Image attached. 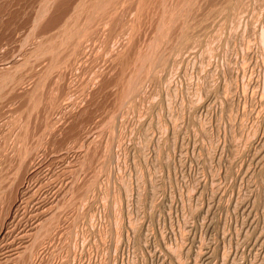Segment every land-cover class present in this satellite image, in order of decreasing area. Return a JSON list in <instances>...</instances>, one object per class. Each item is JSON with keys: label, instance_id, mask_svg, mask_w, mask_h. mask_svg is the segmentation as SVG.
I'll return each mask as SVG.
<instances>
[{"label": "rangeland", "instance_id": "obj_1", "mask_svg": "<svg viewBox=\"0 0 264 264\" xmlns=\"http://www.w3.org/2000/svg\"><path fill=\"white\" fill-rule=\"evenodd\" d=\"M230 1L0 0V264H264V0Z\"/></svg>", "mask_w": 264, "mask_h": 264}, {"label": "bare ground", "instance_id": "obj_2", "mask_svg": "<svg viewBox=\"0 0 264 264\" xmlns=\"http://www.w3.org/2000/svg\"><path fill=\"white\" fill-rule=\"evenodd\" d=\"M100 1V0H99ZM178 1V0H177ZM209 1V0H208ZM232 1V0H231ZM230 1V3H226V4H231L232 2ZM169 2V1H168ZM228 2H229V0H228ZM57 3V2H56ZM94 3H95V1H94ZM118 3V2H117ZM172 3V2H171ZM203 3V2H202ZM209 3V2H208ZM207 3V4H208ZM135 4V3H134ZM169 4V3H168ZM209 5V4H208ZM207 5V6H208ZM232 5V4H231ZM236 5H237V3H236ZM239 5H240V3H239ZM82 6V5H81ZM120 6V5H119ZM159 6V5H158ZM199 6H200V4H199ZM242 6V5H241ZM240 6V7H241ZM112 7V6H111ZM238 7V6H237ZM93 8H95V7H93ZM122 8V7H121ZM168 8V7H167ZM231 8H233L232 6H231ZM235 9H237V8H235ZM235 9H232V10H234V11H236ZM244 9V8H243ZM78 10V9H77ZM90 10H92V9H90ZM103 10V9H102ZM140 10V9H139ZM221 10V9H220ZM230 11H231V9H229ZM238 10V9H237ZM150 11V10H149ZM208 11V10H207ZM79 12V11H78ZM189 12V11H188ZM225 12V11H224ZM233 11H231V12H229V13H232ZM239 12V11H238ZM238 12H234V13H238ZM115 13V12H114ZM119 13V12H118ZM187 13V12H186ZM215 13V12H214ZM41 14V13H40ZM185 14V13H184ZM209 14V13H208ZM225 14V13H224ZM101 15V14H100ZM226 15V14H225ZM92 16V15H91ZM213 16V15H212ZM191 17H192V15H191ZM77 18V17H76ZM82 18H83V16H82ZM92 18V17H91ZM167 18V17H166ZM212 18V17H211ZM210 18V19H211ZM112 19V18H111ZM116 19V18H115ZM131 19V18H130ZM172 19H173V17H172ZM191 19V18H190ZM220 19V18H219ZM232 19V18H231ZM71 21V20H70ZM86 21V20H85ZM120 21V20H119ZM171 21V20H170ZM203 21V20H202ZM112 22V21H111ZM206 22H208L207 20H206ZM210 22V21H209ZM223 22V21H222ZM225 22V21H224ZM236 22V21H235ZM73 24V23H72ZM92 24V23H91ZM98 24V23H97ZM123 24V23H122ZM180 24V23H179ZM178 24V25H179ZM161 25V24H160ZM187 25V24H186ZM185 25V26H186ZM193 25V24H192ZM208 25V24H207ZM110 26V25H109ZM227 26V25H226ZM123 27V26H122ZM177 27V26H176ZM88 28H89V26H88ZM120 28V27H119ZM133 28V27H132ZM174 28V27H173ZM58 29V28H57ZM90 29V28H89ZM101 29V28H100ZM118 29V28H117ZM151 29V28H150ZM163 29V28H162ZM178 29V28H177ZM86 30V29H85ZM84 30V31H85ZM188 30V29H187ZM194 30V29H193ZM50 31H52V30H50ZM63 31V30H62ZM115 31V30H114ZM123 31V30H122ZM163 31V30H162ZM207 31V30H206ZM220 31V30H219ZM218 31V32H219ZM166 32V31H165ZM164 32V33H165ZM186 32V31H185ZM198 32H199V30H198ZM201 32V31H200ZM61 33V32H60ZM130 33V32H129ZM140 33V32H139ZM171 34V33H170ZM152 35V34H151ZM202 35V34H201ZM220 35V34H219ZM61 36V35H60ZM133 36V35H132ZM168 36V35H167ZM182 36H184V35H182ZM53 37V36H52ZM56 37V36H55ZM188 37H189V35H186V36H184V40L183 41H181V43H180V45L179 46H183L184 44H186L185 42H188L187 40H188ZM191 37V36H190ZM99 38V37H98ZM114 38V37H113ZM62 39V38H61ZM93 39V38H92ZM157 39V38H156ZM169 39V38H168ZM183 39V38H182ZM159 40V39H158ZM201 40V39H200ZM64 41V40H63ZM165 41V40H164ZM74 42V41H73ZM160 42V41H159ZM215 42V41H214ZM46 43V42H45ZM50 43V42H49ZM64 43V42H63ZM127 45V44H126ZM165 45V44H164ZM211 45V44H210ZM185 46V45H184ZM183 46V47H184ZM187 46V45H186ZM191 46V45H190ZM46 47V46H45ZM188 47V46H187ZM154 48H155V46H154ZM179 48H181V47H179ZM185 48V47H184ZM195 48V47H194ZM38 49V48H37ZM68 49V48H67ZM125 49V48H124ZM149 49V48H148ZM219 49V48H218ZM48 50V49H47ZM130 50V49H129ZM184 50V49H183ZM188 50V49H187ZM41 51V50H40ZM57 51V50H56ZM101 52V51H100ZM111 52V51H110ZM205 52H208V51H205ZM37 53V52H36ZM102 53V52H101ZM189 53V52H188ZM218 53V52H217ZM122 54V53H121ZM141 55V54H140ZM159 55V54H158ZM166 55V54H165ZM110 56V55H109ZM157 56V55H156ZM164 56V55H163ZM49 58V57H48ZM141 58V57H140ZM76 59V58H75ZM138 59V58H137ZM28 60V59H27ZM148 60V59H147ZM26 61V60H25ZM156 61V60H155ZM56 62V61H55ZM154 62V61H153ZM157 62V61H156ZM54 63V62H53ZM113 63V62H112ZM130 63H132V62H130ZM89 64V63H88ZM95 64V63H94ZM115 64V63H114ZM160 64V63H159ZM173 65V64H172ZM162 66V65H161ZM46 67V66H45ZM48 67V66H47ZM156 67V66H155ZM125 68V67H124ZM144 68V67H143ZM47 69V68H46ZM72 69V68H71ZM159 69V68H158ZM2 70V69H1ZM49 70V69H48ZM156 70V69H155ZM154 70V71H155ZM170 70V69H169ZM211 70V69H210ZM151 72V71H150ZM139 73V72H138ZM159 73V72H158ZM168 73H170V72H168ZM32 74V73H31ZM98 74V73H97ZM128 74V73H127ZM140 74V73H139ZM151 74V73H150ZM149 74V75H150ZM156 74V73H155ZM18 75V74H17ZM54 75V74H53ZM87 75V74H86ZM105 75V74H104ZM148 74H147V76H149ZM152 75V74H151ZM150 75V76H151ZM169 75V74H168ZM63 76V75H62ZM66 76V75H65ZM134 76V75H133ZM144 76V75H143ZM157 76V75H156ZM135 77V76H134ZM140 77V76H139ZM111 78V77H110ZM14 79V78H13ZM135 79V78H134ZM137 79V78H136ZM167 79V78H166ZM93 80V79H92ZM99 80V79H98ZM133 80V79H132ZM132 80H130V81H132ZM149 80V79H148ZM129 81V82H130ZM137 81V80H136ZM34 82V81H33ZM144 82V81H143ZM126 83V82H125ZM134 83V87H132L133 86V84H130V87H132V88H134V89H138V87L137 86H135L136 84H135V82H133ZM6 84V77H3L2 79H1V81H0V89L2 88V87H4V85ZM29 84V83H28ZM126 85H127V83H126ZM132 85V86H131ZM84 86V85H83ZM142 86V85H141ZM212 86V85H211ZM53 87V86H52ZM128 87H129V85H128ZM136 87V88H135ZM43 88V87H42ZM130 88H128L127 90H129ZM2 90V89H1ZM15 90V89H14ZM17 90V89H16ZM124 90V89H123ZM126 90V91H127ZM139 90V89H138ZM53 91V90H52ZM109 91V90H108ZM130 91H133L132 89L130 90ZM135 91V90H134ZM10 92V91H9ZM38 92V91H37ZM1 93V92H0ZM127 93V92H126ZM130 93H133V92H130ZM135 93V92H134ZM9 94V93H8ZM26 94V93H25ZM123 94V93H122ZM124 94H125V91H124ZM129 94V93H128ZM114 95V94H113ZM123 96H126V95H123ZM123 96H122V98H123ZM128 96V95H127ZM126 96V97H127ZM136 96V95H135ZM131 97H133V96H131ZM121 98V97H120ZM126 100V99H125ZM117 102V101H116ZM135 102V101H134ZM36 103V102H35ZM34 103V104H35ZM37 104V103H36ZM35 104V105H36ZM75 104V103H74ZM117 104V103H116ZM123 106V105H122ZM128 106V105H127ZM23 107V106H22ZM31 107V106H30ZM34 107V106H33ZM129 107V106H128ZM133 107V106H132ZM199 107V106H198ZM56 110V109H55ZM196 111V110H195ZM32 113V112H31ZM168 114V113H167ZM22 116V115H21ZM64 117V116H63ZM74 117V116H73ZM49 118H52V117H49ZM27 119V118H26ZM54 119V118H53ZM57 119V118H56ZM59 121V120H58ZM78 121V120H77ZM120 122V121H119ZM158 123V122H157ZM85 125V124H84ZM50 127V126H49ZM53 127V126H52ZM107 127V126H106ZM55 128V127H54ZM26 130H27V128H26ZM59 131V130H58ZM45 135V134H44ZM50 135V134H49ZM15 141V140H14ZM45 142V141H44ZM5 144V143H4ZM18 145V144H17ZM175 149V148H174ZM110 150V149H109ZM17 151V150H16ZM24 151V150H23ZM32 151V150H31ZM21 152V151H20ZM26 153V152H25ZM112 153V152H111ZM34 154V153H33ZM141 157V156H140ZM4 158V157H3ZM144 158V157H143ZM139 159V158H138ZM24 160V159H23ZM25 162V161H24ZM31 162V161H30ZM157 162V161H156ZM103 165V164H102ZM11 170V169H10ZM28 171V170H27ZM14 174V173H13ZM18 174V173H17ZM100 174V173H99ZM11 176V175H10ZM1 177V176H0ZM6 177V176H5ZM4 178V177H3ZM95 178V177H94ZM9 179V178H8ZM6 180V179H5ZM9 181V180H8ZM2 182V181H1ZM88 183V182H87ZM5 188V187H4ZM92 188V187H91ZM77 193V192H76ZM82 196V195H81ZM76 197V196H75ZM70 204V203H69ZM80 205V204H79ZM73 207H74V205H73ZM154 211V210H153ZM65 212V211H64ZM60 216V215H59ZM57 220V219H56ZM50 221V220H49ZM58 224V223H57ZM133 224V223H132ZM46 225H44V227H45ZM47 227H48V225H47ZM53 228V227H52ZM44 229V228H43ZM43 229H42V231H43ZM45 229H48V228H45ZM45 229H44V231H45ZM132 229V228H131ZM41 231V232H42ZM49 231H50V229H49ZM45 232H47V231H45ZM48 233V232H47ZM29 234V233H28ZM44 234V233H43ZM41 241V240H40ZM263 245V244H262ZM168 247V246H167ZM172 248V247H171ZM10 250V249H9ZM10 251H12V250H10ZM9 251V252H10ZM11 253V252H10ZM10 253H8V254H10ZM12 254V253H11ZM13 254H14V252H13ZM26 255V254H25ZM171 255V254H170ZM176 255V254H175ZM18 256V255H17ZM264 256V255H263ZM172 258V257H171ZM22 259V258H21ZM195 260V259H194ZM254 264V263H253Z\"/></svg>", "mask_w": 264, "mask_h": 264}]
</instances>
